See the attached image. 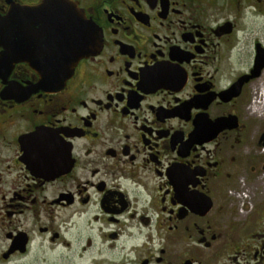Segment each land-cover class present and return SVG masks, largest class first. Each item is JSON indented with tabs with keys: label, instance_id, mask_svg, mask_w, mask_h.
I'll use <instances>...</instances> for the list:
<instances>
[{
	"label": "flooded vegetation",
	"instance_id": "flooded-vegetation-1",
	"mask_svg": "<svg viewBox=\"0 0 264 264\" xmlns=\"http://www.w3.org/2000/svg\"><path fill=\"white\" fill-rule=\"evenodd\" d=\"M46 1L0 0V264H264V198L229 196L264 0H67L97 46L54 87Z\"/></svg>",
	"mask_w": 264,
	"mask_h": 264
},
{
	"label": "water",
	"instance_id": "water-1",
	"mask_svg": "<svg viewBox=\"0 0 264 264\" xmlns=\"http://www.w3.org/2000/svg\"><path fill=\"white\" fill-rule=\"evenodd\" d=\"M39 8L43 13L30 12L28 16L49 15L55 19L51 26V39L59 40L62 51L48 63L45 72L50 75L43 77L47 86L54 87L69 79L80 61L96 52L97 38L95 28L85 17L83 11L67 0H48ZM40 9V10H41ZM53 9H57L53 11ZM46 10H49L48 13ZM58 17V18H57ZM55 35V36H53ZM256 74L264 69V53L261 52L256 60ZM220 125L217 124L218 127ZM262 146H264V136Z\"/></svg>",
	"mask_w": 264,
	"mask_h": 264
},
{
	"label": "rangeland",
	"instance_id": "rangeland-1",
	"mask_svg": "<svg viewBox=\"0 0 264 264\" xmlns=\"http://www.w3.org/2000/svg\"><path fill=\"white\" fill-rule=\"evenodd\" d=\"M258 21L253 26V31H256L255 37H257L258 41L264 45V18L257 19ZM263 85H264V75H263ZM249 104L245 112V117L251 123L252 132L254 131V134L252 135V140L250 139L249 147L245 149V155H253L255 156V159L257 160L255 163H252L250 167L248 168V174L253 177L248 180L239 179L238 184L236 185V189L231 190L230 195L232 199H241L244 200V202L250 206L253 200L256 202H262V199L264 198V148H257L256 147V141L257 137L261 135L264 132V105H262V110L256 115H251L250 109L254 107L252 105L255 102L256 99V93L251 88L249 89ZM258 105V104H257ZM256 107V106H255ZM251 168H255V174L251 172ZM234 197V198H233Z\"/></svg>",
	"mask_w": 264,
	"mask_h": 264
},
{
	"label": "bare ground",
	"instance_id": "bare-ground-1",
	"mask_svg": "<svg viewBox=\"0 0 264 264\" xmlns=\"http://www.w3.org/2000/svg\"><path fill=\"white\" fill-rule=\"evenodd\" d=\"M263 93H264V90H263V92H262V95H263ZM262 98L264 99V95L262 96ZM253 105V104H252ZM257 107V106H256ZM253 109H254V111H256V109H255V106L254 107H252ZM252 111V110H251Z\"/></svg>",
	"mask_w": 264,
	"mask_h": 264
}]
</instances>
